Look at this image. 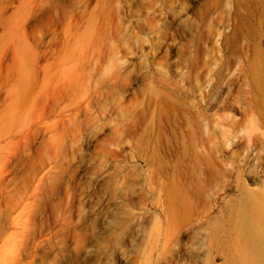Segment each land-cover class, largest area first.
<instances>
[{"label":"rangeland","instance_id":"1","mask_svg":"<svg viewBox=\"0 0 264 264\" xmlns=\"http://www.w3.org/2000/svg\"><path fill=\"white\" fill-rule=\"evenodd\" d=\"M256 222L264 0H0V264H253Z\"/></svg>","mask_w":264,"mask_h":264},{"label":"bare ground","instance_id":"2","mask_svg":"<svg viewBox=\"0 0 264 264\" xmlns=\"http://www.w3.org/2000/svg\"><path fill=\"white\" fill-rule=\"evenodd\" d=\"M261 55H257L258 58ZM261 211V212H260ZM253 214L256 219L263 215L261 206L258 204L253 205ZM246 240L253 251L252 263L264 264V227L258 226L257 222L254 223L246 235Z\"/></svg>","mask_w":264,"mask_h":264}]
</instances>
